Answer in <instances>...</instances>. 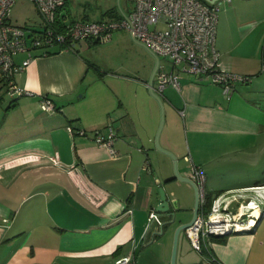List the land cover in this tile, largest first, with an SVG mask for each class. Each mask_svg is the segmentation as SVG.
Returning <instances> with one entry per match:
<instances>
[{"label":"crops","instance_id":"1","mask_svg":"<svg viewBox=\"0 0 264 264\" xmlns=\"http://www.w3.org/2000/svg\"><path fill=\"white\" fill-rule=\"evenodd\" d=\"M113 35L134 40L125 30ZM96 42L36 55L14 74L29 93L0 95V264H113L129 254L133 264H172L175 230L192 218L195 193L156 144L162 117L160 147L176 155L180 176H189L187 155L203 170L208 202L236 192L232 210L250 199L259 204L252 229L209 236L201 252L181 230L176 264H264V0L221 4L220 66L251 77L229 96L183 70L180 89L158 91L156 56L137 41L130 44L147 57L101 68L89 50ZM43 95L54 112L41 108ZM110 125L113 152L94 140V130L106 135ZM159 186L177 219L162 233L170 216L156 210Z\"/></svg>","mask_w":264,"mask_h":264},{"label":"built area","instance_id":"2","mask_svg":"<svg viewBox=\"0 0 264 264\" xmlns=\"http://www.w3.org/2000/svg\"><path fill=\"white\" fill-rule=\"evenodd\" d=\"M30 1L38 11L41 30L13 23L9 15L15 0H0V86L4 85V93L10 99L29 93L16 83L14 74L26 68L36 55H44L55 46L74 50L77 42L88 39L108 41L116 30L127 31L135 41L144 44L158 57V91L166 86L180 89L178 70L203 76L211 83L221 85L227 96L237 83L250 80L247 75L223 69L219 63L220 52L215 42L218 14L221 4L231 0H125L126 5L120 7L119 17L109 19L68 17L64 12L66 0ZM20 52L26 56L17 64L14 57ZM167 63L171 67L169 70L165 68ZM40 106L48 112L56 109L49 95L41 97ZM67 128L74 132L71 126ZM75 131L84 133L82 129ZM114 138L112 125L106 135L99 129L94 130L96 143L108 147L111 152L114 151ZM185 159L191 163L189 177L197 186L200 204L196 219L185 228L192 247L201 252L209 236L252 229L259 217L258 211H252L259 204L250 199L232 210L230 200L236 198L237 193L229 192L215 195L206 209L204 172L192 162L191 157L187 155ZM156 216V211L149 214L148 228ZM113 264H133V257L130 254L119 257Z\"/></svg>","mask_w":264,"mask_h":264},{"label":"rangeland","instance_id":"3","mask_svg":"<svg viewBox=\"0 0 264 264\" xmlns=\"http://www.w3.org/2000/svg\"><path fill=\"white\" fill-rule=\"evenodd\" d=\"M125 0H68V3L64 9L70 17L82 18L84 15H88L91 18L101 17V14L105 17H109L107 11L110 8H116L117 11H120V7H125ZM10 20L18 25L30 28L32 30H41L42 25L40 24L39 14L34 5L30 0H15L10 11ZM158 26H161L159 24ZM124 38V39H123ZM123 38H117L113 35L108 41L96 42L90 46L91 57L96 60L101 68H116V65L119 63L133 64L142 60L144 56H148L147 50L138 49L136 46H133L130 43L135 45L136 41L127 43L126 36ZM76 46V45H75ZM78 47V46H76ZM143 47V46H142ZM120 70V69H119ZM262 74H264V69H262ZM5 87L4 85L0 86V95L4 100H9V97L3 93ZM163 125V117L160 121L159 128ZM159 130V129H158ZM161 129L158 131V144H159V135ZM160 146V145H159ZM176 157V155L174 154ZM183 161L182 158H180ZM177 157H176V166H177ZM174 162V160H173ZM191 253H196V251L188 246ZM176 264V257L175 262Z\"/></svg>","mask_w":264,"mask_h":264},{"label":"water","instance_id":"4","mask_svg":"<svg viewBox=\"0 0 264 264\" xmlns=\"http://www.w3.org/2000/svg\"><path fill=\"white\" fill-rule=\"evenodd\" d=\"M208 2H213L215 0H206ZM142 44V43H140ZM143 46H145L144 44H142ZM146 47V46H145ZM147 48V47H146ZM148 49V48H147ZM149 50V49H148ZM150 51V50H149ZM151 52V51H150ZM152 53V52H151ZM154 54V53H153ZM155 55V54H154ZM156 56V55H155ZM157 65H158V57L156 56V65H155V68L153 70V74L156 72L157 70ZM151 93L152 95L158 100L159 104H160V98L159 96L155 93L154 89H151ZM161 128V126H160ZM159 128V130H160ZM156 144L157 146L159 147V149H161L162 151L166 152L167 154H169L174 162H173V169H174V173L175 175L179 178V179H182L186 182H188L191 187L193 188V191L195 193V204H194V209H193V215H192V218L190 219V221L186 222V223H181L179 224L177 227H176V230H175V235H174V244H173V251H172V258H171V262L172 264H174L175 262V255H176V245H177V238H178V234L181 230H184L186 227H188L189 225H191L193 223V221L196 219L197 217V214H198V209H199V205H198V189H197V186L196 184L192 181V179L188 176V177H182L178 174L177 172V169H176V157L174 156V154L169 151V150H166V149H163L159 146L158 144V134L156 135ZM158 190H159V193H160V202L159 204L156 206V210L162 214H166V215H169L170 216V219H168L165 223H162L161 224V230H160V233L163 232V226L164 224H170V223H174L177 219H176V211L175 210H169V201L166 197V194H165V191L163 189L162 186H159L158 187ZM260 216V215H259Z\"/></svg>","mask_w":264,"mask_h":264},{"label":"trees","instance_id":"5","mask_svg":"<svg viewBox=\"0 0 264 264\" xmlns=\"http://www.w3.org/2000/svg\"><path fill=\"white\" fill-rule=\"evenodd\" d=\"M67 3H68V0H66V5H67ZM66 5H65V7H66ZM107 13H108V15H109V18H116V17H119V15H120V11H117V9L116 8H110L109 9V11H107ZM110 13V14H109ZM65 14H67L66 12H65ZM67 16H69V14H67ZM100 18H105V16H103V14H101V17H98V18H90L88 15H84L81 19H100ZM99 42V41H98ZM77 43H79V42H77ZM76 43V44H77ZM75 44V45H76ZM76 47V46H75ZM61 47H59V46H55V47H52L51 49H49L48 51H47V53L46 54H52V53H55V52H57V51H59V50H61L60 49ZM75 49V48H74ZM89 64H91V65H93V63H91V62H89ZM244 75H246V74H244ZM247 76H249L250 77V75H247ZM251 78V77H250ZM3 93H4V91H3ZM16 99V98H15ZM208 197L206 196V205L209 207V203L210 202H208V199H207Z\"/></svg>","mask_w":264,"mask_h":264},{"label":"bare ground","instance_id":"6","mask_svg":"<svg viewBox=\"0 0 264 264\" xmlns=\"http://www.w3.org/2000/svg\"><path fill=\"white\" fill-rule=\"evenodd\" d=\"M257 211H255V213H256Z\"/></svg>","mask_w":264,"mask_h":264}]
</instances>
